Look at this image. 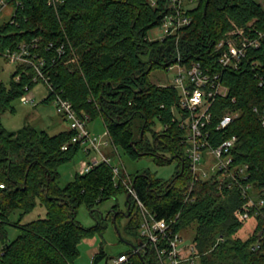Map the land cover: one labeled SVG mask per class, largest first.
Instances as JSON below:
<instances>
[{
	"label": "trees",
	"instance_id": "obj_1",
	"mask_svg": "<svg viewBox=\"0 0 264 264\" xmlns=\"http://www.w3.org/2000/svg\"><path fill=\"white\" fill-rule=\"evenodd\" d=\"M4 1L15 10L10 20L0 24V55L26 43L34 61L45 60V80H34V64H16L9 83L0 78V113L15 112L16 99L36 84L46 83L49 94L42 102L53 101L60 93L90 120L101 116L112 145L121 147L131 159L151 156L158 165L177 161L176 172L168 181L149 171L130 178L157 218L173 220L172 225L182 233L195 227L192 240L201 253L199 264H264V206L252 217L254 229L241 237L249 218H239L238 211L247 198L238 186H221L216 179L195 181L185 152V130L174 120L178 90L151 79L153 70L167 71L178 62L191 65L201 60L217 68L229 92L212 104L209 140L216 145L237 136L235 162L248 165V182L264 189V36L258 34L264 33L262 2L198 0L189 10V25L153 40L149 32L174 9L170 0H155V4L150 0ZM2 9L0 3V12ZM232 21L247 29L252 23L250 35L260 39L258 45L249 47L237 69L221 66L215 50L232 30ZM231 111H238V117L218 130L219 119ZM137 117L142 120L138 134ZM73 135L69 128L50 134L30 123L10 131L0 117V264H74L81 240L95 233L102 236L106 229L100 220L91 227L83 226L77 219L79 207L86 204L94 213L96 206L112 196L129 194L123 182L126 175L122 173L115 184L114 166L106 161L85 174L78 171L73 181L60 185L59 167L83 148L80 142H72ZM38 201L45 205L46 216L24 224L19 221L21 232L10 240L11 214L20 210L23 216ZM127 203L128 212H117L114 222L129 216L126 229L140 246L141 216L139 211L133 216L136 202L132 195ZM105 258L107 252L101 244L94 264ZM130 259L123 264H161L149 245Z\"/></svg>",
	"mask_w": 264,
	"mask_h": 264
},
{
	"label": "built area",
	"instance_id": "obj_2",
	"mask_svg": "<svg viewBox=\"0 0 264 264\" xmlns=\"http://www.w3.org/2000/svg\"><path fill=\"white\" fill-rule=\"evenodd\" d=\"M150 1L155 4V0ZM170 1L174 9L164 17L159 26L164 33L153 40H162L174 35L192 22L189 10L198 0ZM0 3L3 8L7 6L4 0ZM262 4L264 7V0ZM232 24V30L216 44L215 50L219 53L218 60L221 66L237 69L246 57L249 47L258 45L260 39L250 35L252 31L250 29H253L252 23L248 29L238 26L233 21ZM258 34L260 37L264 36L261 31ZM58 50L61 52V48ZM31 55L29 45L26 43L21 44L16 50L9 49L4 52V56L13 63L34 64L37 72L34 80H38L39 77L45 80L42 70L45 60L34 61ZM178 55L180 58L181 53ZM169 70L175 72V78L172 83L165 85L174 86L179 93L178 103L173 107L174 120L179 122L185 130V152L190 159V170L195 181L216 179L221 186L224 184L238 186L247 198L246 203L238 211L239 218L248 219L258 216L264 206V189L248 182V165L235 162L234 150L238 140L237 136L224 139L222 143L216 145L209 140L210 129L207 123L212 118V104L215 98L227 97L229 92V87L222 80L221 72L201 60L193 61L191 65L178 62L171 65ZM21 100L29 103L33 100V96L23 95ZM53 102L58 112L68 121L69 129L74 131L72 142H80L87 153L94 152L89 162H83L79 173L89 172L100 161L111 163V157L103 151V147L112 145L108 130L106 129L101 135L92 134L87 127L90 116L85 112L79 113L73 102L65 98L63 94L56 93ZM238 115V111L227 112L219 119L217 129L227 128ZM63 148L66 149L67 144ZM121 174L120 168L114 166L115 184L122 179ZM127 177L128 179L124 178L123 182L138 206L141 216L140 236L143 241L140 246L132 247L130 254L123 252L117 258H112V264H123L130 261L133 254L148 245L154 248L161 264H199L201 253L198 252L193 240H189L182 232L177 231L172 225L173 220L157 218L156 214L151 212L139 197L130 175Z\"/></svg>",
	"mask_w": 264,
	"mask_h": 264
},
{
	"label": "rangeland",
	"instance_id": "obj_3",
	"mask_svg": "<svg viewBox=\"0 0 264 264\" xmlns=\"http://www.w3.org/2000/svg\"><path fill=\"white\" fill-rule=\"evenodd\" d=\"M262 2L263 0H256ZM13 6H5L0 12V24L11 19L14 13ZM161 27H157L149 32L151 39L162 35ZM16 68V63L9 61L4 55H0V78L9 83L10 77ZM175 72L172 70L156 69L151 72V79L153 82L164 85L174 81ZM49 94V87L46 83L40 82L25 95H32L33 100L29 103H24L21 97L13 102L16 108L15 112L5 111L0 113L1 122L3 126L10 130L16 131L27 123L32 124L38 130H47L50 134H56L64 129H68L69 123L58 112L55 103L51 100L49 102H42ZM142 120L135 118V132L138 134ZM88 129L94 135H101L106 131L104 120L101 116L89 120ZM103 151L111 157V164L118 166L123 174L131 175L137 172L149 171L157 178L168 181L176 172L177 161L171 162L167 165H158L151 156H142L139 159H131L121 147L111 145L103 147ZM83 147L77 153L75 158L59 167L61 186H66L69 182L75 179L76 173L81 170L84 161H90L91 156L86 155ZM46 207L43 203L38 201L36 207L29 213L21 215V211L17 210L10 216V223L7 226L8 238L14 240L18 237L21 229L17 223L24 224L32 220L43 218L46 216ZM129 205L127 203V194L118 193L115 196L105 200L103 203L95 207L93 213L86 204H82L78 209L77 219L85 227L95 225L99 220L106 224V229L101 236L95 233L93 236L86 237L79 243L80 254L75 260L74 264H94V255L99 252L101 244H103L107 258L103 259L98 264H112V258H117L120 253L130 250L138 243V238L131 235L126 225L130 220L129 216L123 215L117 221V212H128ZM138 213V206L135 203L133 207V216ZM256 225L254 218H249L245 227L240 231L239 235L243 238L247 237L249 231L253 230ZM189 240H192L195 235V227L188 232H183Z\"/></svg>",
	"mask_w": 264,
	"mask_h": 264
},
{
	"label": "water",
	"instance_id": "obj_4",
	"mask_svg": "<svg viewBox=\"0 0 264 264\" xmlns=\"http://www.w3.org/2000/svg\"><path fill=\"white\" fill-rule=\"evenodd\" d=\"M127 197L129 198V197H130V194H128ZM134 246H135V245H134ZM134 246H133V247H134Z\"/></svg>",
	"mask_w": 264,
	"mask_h": 264
},
{
	"label": "crops",
	"instance_id": "obj_5",
	"mask_svg": "<svg viewBox=\"0 0 264 264\" xmlns=\"http://www.w3.org/2000/svg\"><path fill=\"white\" fill-rule=\"evenodd\" d=\"M69 128V127H68ZM107 154V153H106Z\"/></svg>",
	"mask_w": 264,
	"mask_h": 264
}]
</instances>
